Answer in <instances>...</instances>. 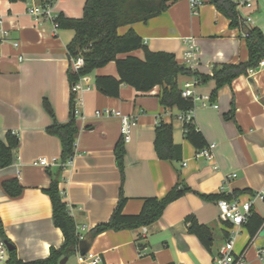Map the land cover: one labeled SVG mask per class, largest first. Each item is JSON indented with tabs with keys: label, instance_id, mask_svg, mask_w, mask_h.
<instances>
[{
	"label": "crops",
	"instance_id": "0c3cea01",
	"mask_svg": "<svg viewBox=\"0 0 264 264\" xmlns=\"http://www.w3.org/2000/svg\"><path fill=\"white\" fill-rule=\"evenodd\" d=\"M84 4L85 0H56L54 11L80 19ZM26 8L27 3L22 1L0 0V17L8 32L0 41V140L5 142L6 133L10 132L19 141L12 151V163L0 169V225L16 258L31 262L45 259L50 248L58 249L63 242L61 231L52 222L50 201L42 192L50 182L48 172L55 171L60 156L58 139L45 132L52 118L43 101H47L58 123L69 120L66 71L70 60L66 46L74 32L54 30L49 22L35 21L27 15ZM253 8L249 25L264 35V0H255ZM242 14L248 11L242 10ZM130 29L148 50L173 54L180 65L187 43L193 42L195 71L201 75H210L214 64L247 60L245 42L238 29H230L229 20L206 0L196 11L188 0L170 1L161 15L146 23L122 26L117 33L123 36ZM126 56L144 58L142 50L118 58ZM100 76L118 80L114 62L80 78L75 154L58 184L78 235L83 237L95 225L106 222L118 201L120 176L114 147L122 138L121 119L104 111L119 112L135 121L129 140L124 142L123 214H138L143 199L163 197L177 184L179 176L193 192L170 203L152 226L103 232L93 239L88 251L101 255V264H211L217 246L228 235L219 224L216 201L203 200L196 193L223 194L230 199L252 201V211L263 219L253 239L242 226L233 243L234 254L244 253L250 264H258L256 247L264 249V200L251 197L264 190V67L250 70L247 76L221 88L213 103L209 96L214 82L195 83L197 100L191 117L206 144L215 146L210 161L195 158L197 151L183 138L180 112L160 104L159 86L138 92L122 84L119 96L113 98L96 89L95 80ZM192 79L179 77L180 88ZM232 107L233 119L226 120L224 116ZM96 112L101 114L96 116ZM160 120L172 124V141L181 149L178 162L159 160L155 154L154 130ZM40 159L50 165H35ZM53 159L57 163L51 164ZM12 178L23 188L16 199L1 189V183ZM188 216L210 228V251L188 233ZM137 243L144 245L142 252ZM70 264H75V259Z\"/></svg>",
	"mask_w": 264,
	"mask_h": 264
},
{
	"label": "trees",
	"instance_id": "16d2710c",
	"mask_svg": "<svg viewBox=\"0 0 264 264\" xmlns=\"http://www.w3.org/2000/svg\"><path fill=\"white\" fill-rule=\"evenodd\" d=\"M22 1L24 0H11ZM175 1V0H170ZM169 0H85L83 14L80 19H71L63 13H58L56 18L58 29H68L74 32L72 41L66 46L69 60L81 57L83 65L73 70L69 64L66 77L70 88L69 95V120L58 123L54 119L53 112L46 100L43 107L52 118V124L45 132L58 139L60 156L55 171H49L50 182L42 192L48 197L51 206V218L54 227L58 228L63 236L62 245L58 248H50L49 255L42 260L22 262L18 260L13 249L8 253L5 264H59L63 258L68 260L79 251L80 242H84L89 248L93 239L107 231H135L147 228L155 224L162 216L166 207L188 192H193L178 179L163 197H149L143 199L142 207L136 215L123 214L126 198L122 194L124 179L123 158L125 155L124 141L121 138L114 147V158L120 176L118 201L106 222L95 225L83 237L77 233L76 224L69 213L67 204L58 188L60 176L72 160L75 154V140L79 133L76 124V93L71 87L79 83L80 78L95 69L105 67L114 62L118 80L113 77L100 76L95 80L96 89L105 96L117 98L120 85L132 87L138 92H149L155 86H159L158 99L164 108H175L180 113L193 111L194 102L181 96L179 77H194L201 83L214 82V88L209 100L213 103L218 91L240 76H247L250 70L258 68L259 62L264 60V35L256 27L246 25L236 11L235 4L231 0H206L209 4L229 20L230 29H238L247 49V60L238 64H214L210 75H201L190 71L178 64L175 56L165 52H151L144 45L143 40L132 30L119 36L118 28L135 23H146L165 12ZM142 50L144 58L140 60L133 56L118 58L119 55ZM226 120L233 119V107L224 116ZM183 138L189 142L196 151L207 146L202 133L197 129L193 119L183 122ZM19 144L18 138L10 132L6 133L5 142L0 140V169L8 167L12 163L13 149ZM154 151L159 160L178 162L181 159V149L172 141V124L158 121L154 130ZM1 189L11 199L19 198L23 188L16 178L5 180L1 183ZM195 193V192H194ZM203 200H231L228 196L203 195L196 193ZM189 234L197 237L201 245L208 251L213 246L212 234L209 227L200 225L192 216L185 219ZM263 225V219L251 210L247 221L242 225L250 240L259 232ZM226 227L229 225L225 224ZM225 234L227 231L223 229ZM0 238L7 241L0 225ZM8 242V241H7ZM140 252L144 245L137 243ZM67 260V261H68ZM67 264V262H66Z\"/></svg>",
	"mask_w": 264,
	"mask_h": 264
},
{
	"label": "built area",
	"instance_id": "2783aa9c",
	"mask_svg": "<svg viewBox=\"0 0 264 264\" xmlns=\"http://www.w3.org/2000/svg\"><path fill=\"white\" fill-rule=\"evenodd\" d=\"M236 7V11L239 14V18L248 26H250L251 18L250 13L254 11V1L255 0H231ZM27 3L26 13L27 15L33 17L35 21L38 22H49L52 24L53 29L56 30L57 23V13L54 11V3L56 0H24ZM189 6L191 9L196 11L198 7L202 4V0H188ZM242 10H247L248 14H242ZM8 32L3 28V18L0 17V41L6 37ZM244 37V35H242ZM14 46H17L15 43ZM73 70H77L83 65V59L78 57L76 59L70 60ZM182 63L186 69L196 72L197 59H196V47L193 42H188L185 51L182 56ZM258 67H264V60L259 62ZM197 83V79L193 77L192 80L187 81L183 84L181 88V96L186 99H192L195 104L197 97L194 93V85ZM79 83L71 87V91L76 93L79 90ZM101 113L96 112V116H99ZM106 115H115L121 119V137L124 142L129 140L130 129L134 125L135 121L132 117H127L121 115L119 112L104 111ZM192 111L186 113H180L178 119L182 122L191 120ZM214 145H207L200 151H197L195 158H203L210 161L213 158V149ZM71 161V160H70ZM67 163V165L70 163ZM57 163L56 160H52L51 164ZM35 165L42 167H48L50 163L45 159H40L35 162ZM252 200H264V190L257 193ZM216 206L218 209V220L221 227L227 231V238L223 241L221 245H218L216 248V253L212 258L211 264H250L244 253L234 254L233 252V243L235 236L237 235L240 227L247 221L250 212L252 210V201H241L238 199L231 200H218L216 201ZM225 224L229 225L226 227ZM81 238V237H80ZM8 253L5 241L0 238V264L5 263L8 259ZM75 264H101L102 258L101 255L91 253L87 251L84 254H80L79 251L76 252ZM256 259L258 264H264V249L256 247Z\"/></svg>",
	"mask_w": 264,
	"mask_h": 264
},
{
	"label": "water",
	"instance_id": "95a60500",
	"mask_svg": "<svg viewBox=\"0 0 264 264\" xmlns=\"http://www.w3.org/2000/svg\"><path fill=\"white\" fill-rule=\"evenodd\" d=\"M260 234H262V232H260ZM5 244H6L7 250L9 252L14 249V247H13V245H11V243L5 241ZM88 249L89 248L85 245V243L81 241L80 244H79V253L80 254H84V253H86L88 251ZM67 260L68 259L65 257L59 262V264H66Z\"/></svg>",
	"mask_w": 264,
	"mask_h": 264
},
{
	"label": "rangeland",
	"instance_id": "374dc122",
	"mask_svg": "<svg viewBox=\"0 0 264 264\" xmlns=\"http://www.w3.org/2000/svg\"><path fill=\"white\" fill-rule=\"evenodd\" d=\"M73 257H71L68 261H67V264H70V263H72L73 262ZM2 264H5V263H2Z\"/></svg>",
	"mask_w": 264,
	"mask_h": 264
}]
</instances>
